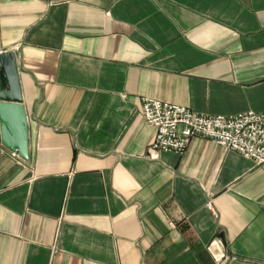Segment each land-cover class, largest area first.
<instances>
[{"label":"crops","instance_id":"obj_1","mask_svg":"<svg viewBox=\"0 0 264 264\" xmlns=\"http://www.w3.org/2000/svg\"><path fill=\"white\" fill-rule=\"evenodd\" d=\"M5 51L28 156L0 140V264H264V164L152 156L140 102L264 111V0H0Z\"/></svg>","mask_w":264,"mask_h":264},{"label":"built area","instance_id":"obj_2","mask_svg":"<svg viewBox=\"0 0 264 264\" xmlns=\"http://www.w3.org/2000/svg\"><path fill=\"white\" fill-rule=\"evenodd\" d=\"M140 102L142 116L156 131L150 155L166 151L181 155L191 139L202 137L250 158L256 165L264 164V111L205 115L152 96H142Z\"/></svg>","mask_w":264,"mask_h":264},{"label":"water","instance_id":"obj_3","mask_svg":"<svg viewBox=\"0 0 264 264\" xmlns=\"http://www.w3.org/2000/svg\"><path fill=\"white\" fill-rule=\"evenodd\" d=\"M0 69L8 83L6 91L0 93V100H7L0 102V140L11 150L27 157L28 128L24 108L19 103V78L13 52L0 54Z\"/></svg>","mask_w":264,"mask_h":264}]
</instances>
